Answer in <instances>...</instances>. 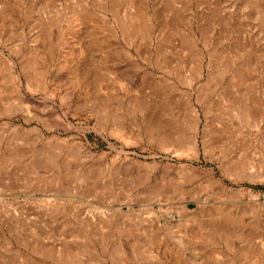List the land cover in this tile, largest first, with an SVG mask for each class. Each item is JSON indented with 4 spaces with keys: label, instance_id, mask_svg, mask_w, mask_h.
<instances>
[{
    "label": "rangeland",
    "instance_id": "1",
    "mask_svg": "<svg viewBox=\"0 0 264 264\" xmlns=\"http://www.w3.org/2000/svg\"><path fill=\"white\" fill-rule=\"evenodd\" d=\"M0 3V264H264V0ZM191 106L198 157L183 151ZM205 126L220 147L203 149ZM176 176L242 194L226 202L254 206L241 226L263 240L215 221L213 198L184 219Z\"/></svg>",
    "mask_w": 264,
    "mask_h": 264
},
{
    "label": "bare ground",
    "instance_id": "2",
    "mask_svg": "<svg viewBox=\"0 0 264 264\" xmlns=\"http://www.w3.org/2000/svg\"><path fill=\"white\" fill-rule=\"evenodd\" d=\"M137 3V2H136ZM1 4V3H0ZM128 4V3H127ZM113 5V4H112ZM138 5V4H137ZM168 5V4H167ZM99 6V5H98ZM104 6V5H103ZM103 8H105V7H103ZM130 8V7H129ZM117 9V8H116ZM182 9V8H181ZM6 10V9H5ZM113 10V9H112ZM115 10V9H114ZM127 10V9H126ZM172 10V9H171ZM142 11V10H141ZM217 12H218V10H216ZM164 12V11H163ZM4 13H6V12H4ZM125 13H127V12H125ZM199 13V12H198ZM214 13H216V12H214ZM213 13V14H214ZM30 14H32V13H30ZM142 14H145V12L144 11H142ZM162 14V13H161ZM212 14V15H213ZM146 15V14H145ZM159 15H160V13H159ZM214 15H216V14H214ZM6 16H8V15H6ZM31 16V15H30ZM74 16H75V14H74ZM137 16V15H136ZM140 16V15H139ZM152 16V15H151ZM117 18H118V16H116ZM121 17V16H120ZM146 17V16H145ZM213 17V16H212ZM216 17V16H215ZM219 17V16H218ZM227 17V16H226ZM16 18V17H15ZM14 18V19H15ZM73 18V17H72ZM128 18V17H127ZM182 18H183V16H182ZM184 18H186V17H184ZM205 18V17H204ZM220 18V17H219ZM167 19V18H166ZM181 19V18H180ZM202 19V18H201ZM224 19H225V16H224ZM226 19H228V18H226ZM235 19V18H234ZM35 20V19H34ZM36 20H39V19H36ZM42 20V19H41ZM142 20V19H141ZM162 20H163V18H162ZM221 20L223 21V19H222V17H221ZM15 21V20H14ZM124 21V20H123ZM143 21V20H142ZM184 21H185V19H184ZM16 22V21H15ZM72 22V21H71ZM172 22V21H171ZM181 22V21H180ZM233 21L232 20H230V19H228V24H234V23H232ZM32 23V22H31ZM72 23H74V22H72ZM144 23V22H143ZM186 23V22H185ZM188 23V22H187ZM205 23V22H204ZM48 24V23H47ZM161 24L163 25V22H161ZM161 24H159V29L161 30L162 29V25ZM119 25V24H118ZM142 25V24H141ZM146 25V24H145ZM206 25V24H205ZM43 27L45 26V25H42ZM48 26V25H47ZM50 26V25H49ZM229 26V25H228ZM119 27V26H118ZM156 27V26H155ZM204 27V26H203ZM206 27V26H205ZM219 27H220V24H219ZM17 28V27H16ZM45 28V27H44ZM148 28H150V27H148ZM207 28V27H206ZM229 28H230V26H229ZM234 28V27H233ZM239 28V27H238ZM19 29V28H18ZM16 30V29H15ZM132 30V29H131ZM206 30V29H205ZM216 30V29H215ZM235 30H237V29H235ZM239 30H240V28H239ZM239 30H237L238 32H239ZM40 31V30H39ZM54 31H55V29H54ZM210 31V30H209ZM208 31V32H209ZM218 31V30H217ZM7 32V31H6ZM12 32V31H11ZM122 32H124V31H122ZM222 32V31H221ZM46 33V32H45ZM114 33V32H113ZM131 33H132V31H131ZM153 33H155V32H153ZM232 33V32H231ZM9 34V33H8ZM38 34V33H37ZM41 35H42V33H40ZM48 34V33H47ZM134 34V33H133ZM219 34V33H218ZM37 36V35H36ZM47 36V35H46ZM45 36V37H46ZM157 36V35H156ZM135 37V36H134ZM220 37V36H219ZM234 37V36H233ZM232 37V38H233ZM236 37V36H235ZM38 38V37H37ZM42 38V37H41ZM53 38V37H52ZM189 38V37H188ZM213 38V37H212ZM231 38V37H230ZM237 38V37H236ZM235 38V39H236ZM33 39H35V38H33ZM46 39V38H45ZM162 39V38H161ZM239 39V38H238ZM247 39V38H246ZM37 40H39V39H37ZM41 40V39H40ZM52 40V39H51ZM220 40V39H219ZM233 40V39H232ZM221 41V40H220ZM46 43V42H45ZM129 44H130V42H128ZM168 43V42H167ZM217 43V42H216ZM251 43V42H250ZM249 43V44H250ZM48 44H49V41H48ZM224 44V43H223ZM45 45H47V44H45ZM44 45V46H45ZM253 45V44H252ZM193 46V45H192ZM241 46H242V44H241ZM256 46V48H257V45H255ZM49 47V46H48ZM197 47V46H196ZM211 47V46H210ZM213 47V46H212ZM250 47H251V45H250ZM260 47V46H259ZM37 48H38V46H37ZM44 49V48H43ZM166 49V48H165ZM210 49V48H209ZM208 49V50H209ZM214 49V48H213ZM239 49H241V47L239 48ZM238 49V50H239ZM59 50V49H58ZM164 50V49H163ZM232 50V49H231ZM237 50V51H238ZM219 51V50H218ZM217 51V52H218ZM227 51V50H226ZM39 52V51H38ZM42 52V51H41ZM46 52V51H45ZM60 52H62V51H60ZM68 52V51H67ZM126 52H128V51H126ZM166 52H167V50H166ZM211 52V51H210ZM240 52H241V50H240ZM244 52V51H243ZM252 52H253V50H252ZM260 52V51H259ZM64 53V52H63ZM69 53V52H68ZM158 53H159V56H161L162 55V49L161 48H159V51H158ZM232 53V52H231ZM33 54V53H32ZM40 54H42V53H40ZM48 54V53H47ZM66 53H64L63 55H65ZM202 54V53H201ZM222 54V53H221ZM256 54V53H255ZM34 56H36L35 54H33ZM61 55V54H60ZM168 55V54H167ZM219 55V54H218ZM250 55V54H249ZM43 56V55H42ZM66 56H68V55H66ZM200 56V55H199ZM227 56V55H226ZM259 56V55H258ZM65 57V56H64ZM72 57V56H71ZM169 57V56H168ZM219 57V56H218ZM217 57V58H218ZM225 57V56H224ZM250 57H252V56H250ZM31 58H34L33 56L31 57ZM39 58H41V57H39ZM227 58V57H226ZM243 58V57H242ZM259 58V57H258ZM264 58V57H263ZM220 59V58H219ZM246 59V58H245ZM27 60V59H26ZM30 60V59H29ZM28 60V61H29ZM36 60V59H35ZM34 60V61H35ZM45 60V59H44ZM43 60V61H44ZM51 60H52V58H51ZM62 60H63V58H62ZM62 60L61 61H59V62H61V63H63L62 62ZM224 60V59H223ZM40 61V60H39ZM42 61V62H43ZM46 61V60H45ZM238 61H239V57L238 56H233L232 58H230L229 59V61L226 63V65H225V67H224V74H227V73H229V71H231V70H233V68L236 66V63H238ZM30 62H33V60L31 61L30 60ZM29 62V63H30ZM36 62V61H35ZM34 62V64H36ZM246 62V61H245ZM255 62V61H254ZM257 62V61H256ZM64 63H66V62H64ZM27 64V63H26ZM41 65V64H40ZM197 65V64H196ZM253 65V64H252ZM258 65V64H257ZM32 66H34V65H32ZM31 66V67H32ZM60 66H62V65H60ZM59 66V67H60ZM247 66V65H246ZM56 67H58V65L56 66ZM63 67V66H62ZM79 67V66H78ZM199 67V66H198ZM248 67V66H247ZM32 68H34V67H32ZM61 68V67H60ZM243 68V67H242ZM38 69V68H37ZM203 68H199L198 70H197V72H196V74H198L199 76H202V74H203V70H202ZM73 70V69H72ZM144 72H146L147 73V71H145L144 70ZM215 72V71H214ZM3 73H4V71H3ZM237 73V74H236ZM241 73H242V70H241V68L240 67H237V70L236 71H234V74H236V75H239L238 77H240V75H241ZM231 74V73H230ZM75 75V74H74ZM222 75V74H221ZM221 75H220V80H221ZM227 76V75H226ZM218 77V76H217ZM19 78V77H18ZM232 78H235V77H232ZM242 79V78H241ZM246 79V78H245ZM18 80V79H17ZM16 82V81H15ZM219 82V81H218ZM242 82V81H241ZM217 83V82H216ZM81 84V83H80ZM4 84H2V86H3ZM82 85V84H81ZM244 85H245V83H244ZM247 85V84H246ZM1 86V87H2ZM4 87H5V85H4ZM85 87V86H84ZM250 87V86H249ZM2 89V88H1ZM4 90H6L5 88H3ZM226 89V88H225ZM9 90V89H8ZM244 90V89H243ZM0 92H1V90H0ZM2 92H3V90H2ZM244 96V95H243ZM19 98V97H18ZM17 98V99H18ZM16 99V100H17ZM144 99V98H143ZM145 100V99H144ZM19 101V100H18ZM21 102V101H20ZM146 103V102H145ZM154 109H156L155 107H153L151 110H154ZM190 114H191V119H190V122L188 123V125H187V128H188V130H190L191 132H192V135L191 136H188V142H186L185 144H184V146H183V151L185 152V151H191V152H194V153H196V155H197V157H198V154H199V152H200V145H199V141H198V139H197V133H198V111L196 110V108L195 107H193V106H191L190 107ZM253 125H255V124H253ZM257 126V125H256ZM178 134H176V133H163L162 135H161V138L162 139H174V140H177V136ZM219 138H221V139H223V138H225L224 137V135L222 134V133H218V132H216L214 129H212V128H208V127H204V130H203V139H202V143H201V145H202V147H203V149H205V148H207V147H210V148H214V147H220V144L217 142V139H219ZM175 144V143H174ZM222 145V144H221ZM227 152V151H226ZM12 154V153H11ZM192 155H194V154H192ZM178 157H181V154L180 155H178ZM227 169H229V171L231 170L232 172H235L237 175H239V176H243L244 174H245V172H246V165H245V162L240 158V157H231L229 160H228V162H227V164H226V166H225ZM187 175V174H186ZM180 176H182V175H180ZM178 177V176H176L177 178H179V179H177V180H169L170 182H169V184L166 186V187H168V189L169 188H176V190L178 189V190H180V192H178V194H177V199H178V201H179V203H180V205H179V211H180V214H181V216L184 218V219H186V220H189V219H194V218H196V219H200V220H202L203 219V217H205V216H208L209 215V213H210V211H211V209H212V207H208V204L206 203V201L209 199V198H213L214 199V207H215V209H216V212H214V213H216L215 215H216V220L215 221H235L238 225H239V227H240V231H238V234H237V232L235 233V234H237L238 236L240 235V236H247V235H250L253 231H246L242 226H241V222L242 221H244V216H246V215H248L249 216V218L248 219H250V221H257L258 220V218L256 217V213H255V211L253 210V208H254V206H253V208H251V207H249V206H246L245 204H236V203H234V202H229V203H227L226 201L227 200H231V198H237V199H241L242 198V194H240V193H234V192H231L230 190H227V188H226V186L224 185V183L221 181V180H216V179H209L208 180V184L210 185V187H211V192H207V193H201L199 190L198 191H196V192H192L191 190H187V189H184V186H188L189 184H191L192 183V178H190V177H186V176H183V177ZM169 179V178H168ZM171 179V178H170ZM167 180V179H166ZM204 180V179H203ZM161 182V181H160ZM163 183V182H162ZM155 187H156V185H154ZM172 191V190H171ZM177 193V192H176ZM176 199V200H177ZM190 201H195L196 202V206L195 207H190L189 206V202ZM207 204V205H206ZM257 205V204H256ZM213 207V208H214ZM257 211V210H256ZM262 215V214H261ZM211 216V215H210ZM212 216H214V214L212 215ZM195 219V220H196ZM199 220V221H200ZM213 220V219H212ZM263 221V220H262ZM254 224V223H253ZM254 226V225H253ZM215 229V228H214ZM220 231V234L222 235H226V236H228V235H231V233L232 234H234L233 233V231H231L230 229H228L227 227L224 229V230H219ZM256 231V230H255ZM235 236V235H234ZM252 236H257V233L255 232V233H252ZM231 237V236H230ZM230 237H229V239H230ZM258 237V239H260V240H263L261 237L259 238V236H257ZM253 238H256V237H253ZM245 239V238H244ZM138 240V239H137ZM250 240V239H249ZM259 240V241H260ZM157 242V241H156ZM158 242H160L159 240H158ZM256 243V242H255ZM258 243V242H257ZM244 244V243H243ZM260 244H264V242L263 241H260ZM245 245H246V243H245ZM244 245V246H245ZM256 247V246H255ZM262 247V246H261ZM67 248V247H66ZM72 248V247H71ZM250 248H252V247H250ZM264 248V247H263ZM263 248H262V251H263ZM68 249V248H67ZM69 250V249H68ZM73 251H74V249H72ZM64 251V250H63ZM138 251V250H137ZM254 251V250H253ZM182 252V251H181ZM65 254V253H64ZM65 255H67L68 256V253L67 254H65ZM182 255V254H181ZM260 255V254H259ZM176 258V257H175ZM184 262V261H183Z\"/></svg>",
    "mask_w": 264,
    "mask_h": 264
}]
</instances>
